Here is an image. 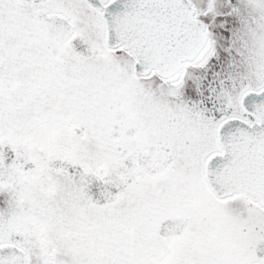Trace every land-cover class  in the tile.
I'll list each match as a JSON object with an SVG mask.
<instances>
[{"label":"snow or ice","instance_id":"6c2138e0","mask_svg":"<svg viewBox=\"0 0 264 264\" xmlns=\"http://www.w3.org/2000/svg\"><path fill=\"white\" fill-rule=\"evenodd\" d=\"M0 264H264V0H0Z\"/></svg>","mask_w":264,"mask_h":264}]
</instances>
